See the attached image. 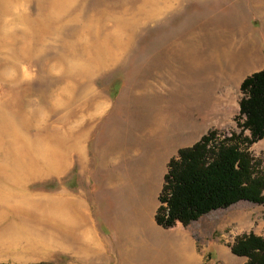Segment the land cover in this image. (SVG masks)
<instances>
[{
	"label": "rangeland",
	"instance_id": "374dc122",
	"mask_svg": "<svg viewBox=\"0 0 264 264\" xmlns=\"http://www.w3.org/2000/svg\"><path fill=\"white\" fill-rule=\"evenodd\" d=\"M263 67L264 0H0V263L150 264L130 232L169 160L238 133ZM249 151L264 164V138ZM188 225L203 264H244L230 247L264 235V204Z\"/></svg>",
	"mask_w": 264,
	"mask_h": 264
},
{
	"label": "trees",
	"instance_id": "16d2710c",
	"mask_svg": "<svg viewBox=\"0 0 264 264\" xmlns=\"http://www.w3.org/2000/svg\"><path fill=\"white\" fill-rule=\"evenodd\" d=\"M240 91L238 133L220 137L209 131L169 160L155 214L161 227L187 226L238 201L264 204V164L249 151L264 138V67L246 76ZM245 130L248 135L243 134ZM230 248L247 258L244 264H264V235H242Z\"/></svg>",
	"mask_w": 264,
	"mask_h": 264
},
{
	"label": "crops",
	"instance_id": "0c3cea01",
	"mask_svg": "<svg viewBox=\"0 0 264 264\" xmlns=\"http://www.w3.org/2000/svg\"><path fill=\"white\" fill-rule=\"evenodd\" d=\"M154 214L152 210L147 226H138L130 232L131 240H136L137 253L151 257L152 264H203L189 225L177 223L163 228L155 222Z\"/></svg>",
	"mask_w": 264,
	"mask_h": 264
},
{
	"label": "bare ground",
	"instance_id": "6f19581e",
	"mask_svg": "<svg viewBox=\"0 0 264 264\" xmlns=\"http://www.w3.org/2000/svg\"><path fill=\"white\" fill-rule=\"evenodd\" d=\"M73 136V135H72ZM69 138V137H68ZM82 140V136L79 138L74 139L70 144L67 143V147L66 150H61L58 151L55 156V161L57 162V164L59 165L60 163L64 162L66 163L68 157L70 156V154L73 152V150H77L78 148H80V143ZM56 164V165H57ZM57 165V166H58ZM52 169V168H51Z\"/></svg>",
	"mask_w": 264,
	"mask_h": 264
}]
</instances>
